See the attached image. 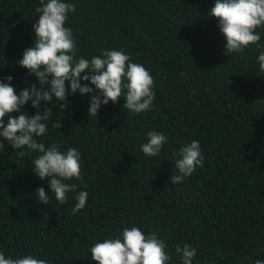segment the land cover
Returning a JSON list of instances; mask_svg holds the SVG:
<instances>
[{
  "label": "trees",
  "instance_id": "1",
  "mask_svg": "<svg viewBox=\"0 0 264 264\" xmlns=\"http://www.w3.org/2000/svg\"><path fill=\"white\" fill-rule=\"evenodd\" d=\"M66 2L76 6L65 27L72 30L77 58L124 51L152 75L155 100L149 111L135 114L120 98L101 105L97 117H89L91 93L70 95L64 111L55 99L49 103L47 132L36 139L80 152L82 180L66 181L88 193L75 214L74 193L60 204L48 180L33 174L39 153L4 141L0 253L32 255L46 264H95V242L136 226L164 241L168 264H182L175 248L185 244L196 249L192 264L264 261V72L257 61L264 26L256 29L257 44L229 53L218 21L208 14L215 0ZM40 6L41 0H0V79L13 77L17 94L32 84L39 88L18 61L34 45ZM22 111L31 117L36 109L29 102ZM151 131L168 138L156 157L140 148ZM194 140L203 166L171 184L174 153ZM40 187L53 197L46 206L36 196Z\"/></svg>",
  "mask_w": 264,
  "mask_h": 264
},
{
  "label": "clouds",
  "instance_id": "2",
  "mask_svg": "<svg viewBox=\"0 0 264 264\" xmlns=\"http://www.w3.org/2000/svg\"><path fill=\"white\" fill-rule=\"evenodd\" d=\"M75 11V4L66 0H41V6L35 9L38 19L33 23L34 45L24 50L18 65L38 79L39 88L32 84L17 94L11 83L13 77L0 79V153L5 150L4 141L14 150L26 147L39 153L33 161V174L40 180H48L53 197L60 204L67 203L68 194L74 193L77 203L73 214L85 207L88 197L86 191H78L77 184L66 182L73 178L82 180L81 154L75 147L62 152L55 143L46 147L37 141L36 137L47 132L45 122L52 114L49 103L55 99L64 111L70 95L91 93L89 117H97L101 105L110 101L116 104L120 98L125 101L123 108L135 114L149 111L155 100L152 75L141 64L131 62L124 51L105 50L90 61L77 58L72 30L65 27L68 15ZM208 14L218 21L226 40L225 51L229 53H242L261 39L256 29L264 26V0H215ZM257 61L259 71L264 72V48ZM66 81L69 82L67 88ZM29 102L36 109L31 117L22 111ZM13 113L18 115L13 116ZM167 140L163 133L148 132L147 142L140 146L141 151L148 157L159 156ZM17 155L23 157L26 152L18 151ZM174 156L176 171L170 176L171 184L182 183L197 167L203 166L204 158L198 141L181 147ZM36 196L45 206L53 198L43 187L36 189ZM165 249L166 244L156 234L146 236L139 227L133 226L124 227L118 237L95 242L90 253L95 264H168L170 256ZM175 252L182 264H192L197 255L196 249L188 244L176 246ZM0 264H46V260L32 255L6 258L0 253ZM255 264H264V261L258 259Z\"/></svg>",
  "mask_w": 264,
  "mask_h": 264
}]
</instances>
